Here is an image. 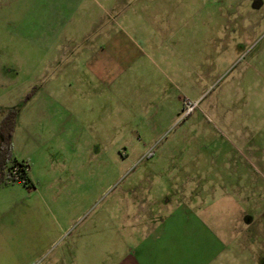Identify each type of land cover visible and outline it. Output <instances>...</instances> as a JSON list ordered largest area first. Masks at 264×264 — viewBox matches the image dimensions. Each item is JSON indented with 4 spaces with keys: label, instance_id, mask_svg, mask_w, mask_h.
Segmentation results:
<instances>
[{
    "label": "rangeland",
    "instance_id": "374dc122",
    "mask_svg": "<svg viewBox=\"0 0 264 264\" xmlns=\"http://www.w3.org/2000/svg\"><path fill=\"white\" fill-rule=\"evenodd\" d=\"M117 37L154 59L111 67L109 97L90 59ZM15 112L0 264H130L156 229L199 261L185 196L222 239L208 264H264V0H0V125Z\"/></svg>",
    "mask_w": 264,
    "mask_h": 264
},
{
    "label": "crops",
    "instance_id": "0c3cea01",
    "mask_svg": "<svg viewBox=\"0 0 264 264\" xmlns=\"http://www.w3.org/2000/svg\"><path fill=\"white\" fill-rule=\"evenodd\" d=\"M105 35V34H104ZM109 37V34L107 33L106 36H104V40H107V38ZM122 39V38H121ZM120 37H117L116 42H103L104 43V47L102 49L103 53H104V57L103 58H99V59H90L92 68H93V73L97 75V80L100 81L102 80L108 87V93L107 95L109 97H111V86H112V82H115V77L112 76L110 74L111 71V67L113 66H118L119 69L121 71H126L128 70V66H132L133 64H135L136 62H139V60L141 61L143 59V57H145V55L149 56L150 59H154L152 57V54H150L149 52L146 53L143 48L146 46V39H141V40H137V43L133 40L132 42L134 43L133 48L134 49H130L126 50L123 49V42L121 41ZM106 44V45H105ZM114 49L112 52H115L117 55L113 56L114 59H111V50ZM145 49V48H144ZM109 54V58L106 57V55ZM157 53L154 54V57H156ZM101 67V69H98L97 67ZM120 91H122L121 89V85H120ZM147 104L148 105H152V106H157L156 101L154 98H148ZM165 103L163 102L162 105L160 106H164ZM195 192H191V194H194ZM167 203H171V202H166V206ZM200 205V204H199ZM175 205L173 204H169V207L167 208V210H175ZM202 206V204L199 206V208ZM177 210H179L180 208L183 211V214L181 217L185 218L187 221H191L193 219V216L197 217L199 220V224L200 226H202L201 229V233L198 236V242L199 245L197 246L198 251L197 252V257L199 259V261H193L191 262L190 259H188V257H184L186 255L182 254V256L178 257L177 259L171 257L170 255H173L175 253L173 252H169L171 249H173V246L170 247L169 242L173 243V240L175 238V236L172 235H166V233H161V232H157V229L155 230V233H153V235L151 236L153 241L152 244L149 247H144L141 250H145V251H135V254L130 258L129 263L130 264H145L144 263V255L145 252L147 251V255L146 257L148 259H152L151 262L149 264H154V258H155V251L156 249H160L163 251V253L160 254V256H158L156 258L155 264H208V263H212V262H216V260L218 259V257L220 256L219 252L222 251V249L219 248H223V243H222V239L218 236H216V234H214V232H211V230L209 229L210 235L208 236L206 234V231L208 232L207 224H206V220H204L202 217L203 215L196 214L193 213L194 210V206L192 204V200H190V198H186V196L183 198V202H181V204H179L177 207ZM176 214H170L169 217L168 215L163 218L161 220V224L164 225L166 227L167 222L168 221H174L176 219ZM180 218V216L178 217ZM163 239H165V243H162ZM203 243V245L201 243ZM140 247V246H139ZM138 247V248H139ZM218 249V250H216ZM150 250V251H149ZM216 250V251H215Z\"/></svg>",
    "mask_w": 264,
    "mask_h": 264
},
{
    "label": "trees",
    "instance_id": "16d2710c",
    "mask_svg": "<svg viewBox=\"0 0 264 264\" xmlns=\"http://www.w3.org/2000/svg\"><path fill=\"white\" fill-rule=\"evenodd\" d=\"M16 112L12 116H8L5 118V120L1 123L0 125V133L3 135V145L0 148V183L4 181V165H5V160L7 158V151L6 148L10 146L11 143V138H12V129H13V124H14V119H15ZM11 117V119H10ZM14 164H17L22 167V171L24 172L23 174L26 176V164H23L21 162L15 161ZM12 167L10 172L12 173L13 171ZM13 176V175H12ZM14 177V176H13Z\"/></svg>",
    "mask_w": 264,
    "mask_h": 264
},
{
    "label": "built area",
    "instance_id": "2783aa9c",
    "mask_svg": "<svg viewBox=\"0 0 264 264\" xmlns=\"http://www.w3.org/2000/svg\"><path fill=\"white\" fill-rule=\"evenodd\" d=\"M184 105H185L184 106L185 112L186 113H190L196 108L197 103L192 102L189 99H185L184 100ZM21 171H22V167L17 165L16 167L13 168L12 175L13 176L18 175V177L21 178V174H23V173H20Z\"/></svg>",
    "mask_w": 264,
    "mask_h": 264
}]
</instances>
